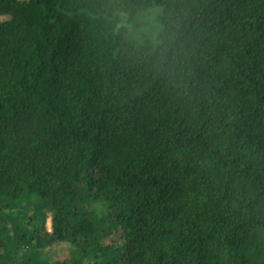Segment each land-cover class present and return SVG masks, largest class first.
<instances>
[{"label": "trees", "instance_id": "trees-1", "mask_svg": "<svg viewBox=\"0 0 264 264\" xmlns=\"http://www.w3.org/2000/svg\"><path fill=\"white\" fill-rule=\"evenodd\" d=\"M181 5L163 80L96 0H0V264H264V0Z\"/></svg>", "mask_w": 264, "mask_h": 264}, {"label": "clouds", "instance_id": "clouds-1", "mask_svg": "<svg viewBox=\"0 0 264 264\" xmlns=\"http://www.w3.org/2000/svg\"><path fill=\"white\" fill-rule=\"evenodd\" d=\"M96 19L127 63L172 80L185 52L181 0H96Z\"/></svg>", "mask_w": 264, "mask_h": 264}, {"label": "rangeland", "instance_id": "rangeland-1", "mask_svg": "<svg viewBox=\"0 0 264 264\" xmlns=\"http://www.w3.org/2000/svg\"><path fill=\"white\" fill-rule=\"evenodd\" d=\"M47 228H48V231H52V226H51V220L49 219L48 222H47ZM63 258V256H62Z\"/></svg>", "mask_w": 264, "mask_h": 264}]
</instances>
